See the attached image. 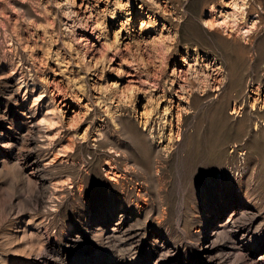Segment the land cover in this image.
Wrapping results in <instances>:
<instances>
[{
	"label": "rangeland",
	"instance_id": "374dc122",
	"mask_svg": "<svg viewBox=\"0 0 264 264\" xmlns=\"http://www.w3.org/2000/svg\"><path fill=\"white\" fill-rule=\"evenodd\" d=\"M212 261L264 264V0H0V264Z\"/></svg>",
	"mask_w": 264,
	"mask_h": 264
},
{
	"label": "bare ground",
	"instance_id": "6f19581e",
	"mask_svg": "<svg viewBox=\"0 0 264 264\" xmlns=\"http://www.w3.org/2000/svg\"><path fill=\"white\" fill-rule=\"evenodd\" d=\"M238 1H240V0H238ZM244 1V0H243ZM242 2V1H241ZM248 8H249V6H247V4H245V2H243V3H238V2H234V3H232V5H231V9H232V12H230V13H227V12H223L224 14H223V16H222V18H221V21L220 20H216L215 21V23L213 22V23H210V22H205L204 23V26L205 27H214V26H216V25H218V26H221V27H223V28H227L228 26H230V25H232L233 24V26H239V22L241 21H243L246 25H245V27H243V28H241V29H243V33L244 34H246V35H248L249 36V34L252 32V29H253V27L252 26H254V23L252 22L251 24H250V22H248V19H247V14H248ZM212 10H213V8H212ZM211 10V11H212ZM229 28V27H228ZM252 34V33H251ZM259 59H260V53L257 51L256 53H255V55H254V57H253V60H252V63H251V65L252 66H254L256 63H258V61H259ZM250 66V65H249ZM248 66V67H249ZM251 67V66H250ZM250 67H249V69H250ZM251 69H252V67H251ZM255 69V68H254ZM245 70V69H244ZM243 79H244V76H241L240 77V81L242 82L243 81ZM240 82V86H241V88L243 87V85H242V83ZM239 92H241L240 90H239ZM254 109V108H253ZM256 125V127H255V129L256 130H258V124L256 123L255 124ZM247 153H245V155H246ZM237 215H234L233 217L235 218ZM234 218H232V220L234 219ZM232 220H230V222H229V225H230V223L232 222ZM228 223V222H227ZM227 223H225V225H227ZM224 226V225H223ZM221 228V227H220ZM99 230H101V228H98V231ZM114 232V231H113ZM114 237V236H113ZM112 237V235H111V237H110V239L111 238H113ZM114 239V238H113ZM214 245H216V244H213L212 246H210L209 247V249H211L210 251H207V252H212L213 250H215L216 249V247L214 246ZM215 262L214 261H212V264H214Z\"/></svg>",
	"mask_w": 264,
	"mask_h": 264
}]
</instances>
